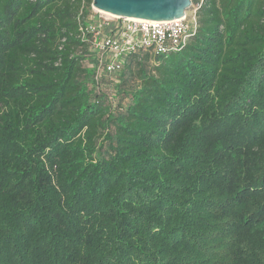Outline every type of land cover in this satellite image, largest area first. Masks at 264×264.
I'll list each match as a JSON object with an SVG mask.
<instances>
[{"label":"trees","instance_id":"trees-1","mask_svg":"<svg viewBox=\"0 0 264 264\" xmlns=\"http://www.w3.org/2000/svg\"><path fill=\"white\" fill-rule=\"evenodd\" d=\"M191 1L112 92L91 0H0V264H264V0Z\"/></svg>","mask_w":264,"mask_h":264},{"label":"built area","instance_id":"built-area-1","mask_svg":"<svg viewBox=\"0 0 264 264\" xmlns=\"http://www.w3.org/2000/svg\"><path fill=\"white\" fill-rule=\"evenodd\" d=\"M90 9L85 23L79 24L81 37L99 55L100 64L106 65L110 75L121 71L130 53L150 51L159 55L180 50L197 29L195 10L165 21L121 18V24L113 27L110 19L117 16L105 15L91 5ZM96 14L99 17L93 19Z\"/></svg>","mask_w":264,"mask_h":264},{"label":"water","instance_id":"water-1","mask_svg":"<svg viewBox=\"0 0 264 264\" xmlns=\"http://www.w3.org/2000/svg\"><path fill=\"white\" fill-rule=\"evenodd\" d=\"M191 0H91V6L118 18L172 20L184 16Z\"/></svg>","mask_w":264,"mask_h":264},{"label":"rangeland","instance_id":"rangeland-1","mask_svg":"<svg viewBox=\"0 0 264 264\" xmlns=\"http://www.w3.org/2000/svg\"><path fill=\"white\" fill-rule=\"evenodd\" d=\"M197 6L198 5L196 3H192L190 8L187 10L188 13H191L193 10H195V12H196ZM94 17L95 18H93V19H96L99 16H97V14H96V16H94ZM110 21L112 22V26L115 27V26L120 25L123 20H121V18H111ZM100 66H101V69L99 71L98 77L101 78V80H103L102 84H101V88H105L106 90H110V91L114 92L115 91V85L118 83L119 77H120L119 75L121 73L118 72V73H116L117 75H110L108 72V69L104 63H101ZM104 79H108L109 82L104 81ZM125 103H127V102H125Z\"/></svg>","mask_w":264,"mask_h":264},{"label":"bare ground","instance_id":"bare-ground-1","mask_svg":"<svg viewBox=\"0 0 264 264\" xmlns=\"http://www.w3.org/2000/svg\"><path fill=\"white\" fill-rule=\"evenodd\" d=\"M102 13H104L105 15H109V13H106V12H103L101 11ZM111 15V14H110ZM113 16V15H112ZM129 19H133V18H129ZM133 20H140V19H133Z\"/></svg>","mask_w":264,"mask_h":264}]
</instances>
